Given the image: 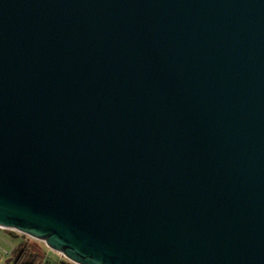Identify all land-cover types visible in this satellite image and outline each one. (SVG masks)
Instances as JSON below:
<instances>
[{"label":"water","instance_id":"water-1","mask_svg":"<svg viewBox=\"0 0 264 264\" xmlns=\"http://www.w3.org/2000/svg\"><path fill=\"white\" fill-rule=\"evenodd\" d=\"M0 227L264 264V0H0Z\"/></svg>","mask_w":264,"mask_h":264},{"label":"rangeland","instance_id":"rangeland-1","mask_svg":"<svg viewBox=\"0 0 264 264\" xmlns=\"http://www.w3.org/2000/svg\"><path fill=\"white\" fill-rule=\"evenodd\" d=\"M0 236L7 240L6 244L0 241V264H8L7 260L11 257L7 256L6 253L9 252L11 255V250H13L12 245H18L23 237L27 240L29 249L41 256L44 255L49 264H66V262H70L62 254L50 250L45 242L33 239L18 231L0 229ZM70 263L74 264L72 262Z\"/></svg>","mask_w":264,"mask_h":264},{"label":"trees","instance_id":"trees-1","mask_svg":"<svg viewBox=\"0 0 264 264\" xmlns=\"http://www.w3.org/2000/svg\"><path fill=\"white\" fill-rule=\"evenodd\" d=\"M10 257L9 264H49L44 255L41 256L29 249L28 242L24 237L12 250Z\"/></svg>","mask_w":264,"mask_h":264},{"label":"crops","instance_id":"crops-1","mask_svg":"<svg viewBox=\"0 0 264 264\" xmlns=\"http://www.w3.org/2000/svg\"><path fill=\"white\" fill-rule=\"evenodd\" d=\"M0 241H1L2 243H4V244H6V242H7L6 238H4V237H2V236H0ZM15 247H16V245H12V248H13V249H14ZM11 252H12V250H11ZM6 255H7V256H10V253L7 252ZM7 262H8V264H9V263H10V259L7 260ZM66 264H71V263H70V262H66Z\"/></svg>","mask_w":264,"mask_h":264},{"label":"built area","instance_id":"built-area-1","mask_svg":"<svg viewBox=\"0 0 264 264\" xmlns=\"http://www.w3.org/2000/svg\"><path fill=\"white\" fill-rule=\"evenodd\" d=\"M0 229H4V228H1V227H0ZM4 230H10V229H4ZM11 231H14V230H11Z\"/></svg>","mask_w":264,"mask_h":264}]
</instances>
